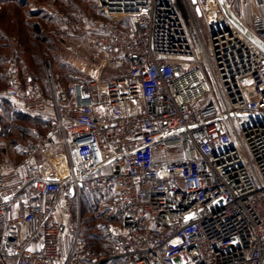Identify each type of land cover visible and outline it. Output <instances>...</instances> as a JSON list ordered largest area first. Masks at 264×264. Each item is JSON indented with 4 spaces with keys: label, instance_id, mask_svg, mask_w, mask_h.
I'll return each mask as SVG.
<instances>
[{
    "label": "built area",
    "instance_id": "built-area-1",
    "mask_svg": "<svg viewBox=\"0 0 264 264\" xmlns=\"http://www.w3.org/2000/svg\"><path fill=\"white\" fill-rule=\"evenodd\" d=\"M194 1L96 0L98 17L61 15L115 73L97 92L50 68L46 89L24 85L18 54L7 57L0 101L48 128L32 130L20 161L0 160V264H264V53L217 0ZM258 9L254 31L242 25L264 44V0ZM39 155L52 179L30 174ZM99 190L114 194L118 223L97 258L79 212L80 193Z\"/></svg>",
    "mask_w": 264,
    "mask_h": 264
},
{
    "label": "rangeland",
    "instance_id": "rangeland-1",
    "mask_svg": "<svg viewBox=\"0 0 264 264\" xmlns=\"http://www.w3.org/2000/svg\"><path fill=\"white\" fill-rule=\"evenodd\" d=\"M95 2L96 0H29L27 5L22 8V16L24 19V33L29 31L31 23H38L41 26L42 35L48 39V42L42 43V45L36 43L37 47L33 48V50H37L38 47L41 49V51L38 52V56L40 57L39 70L41 69L45 74L46 69L50 68L58 74L65 69L64 67H66L68 68L67 74L69 81L85 80L89 87L91 83H95L96 85L95 88H93V91L97 92V89L104 86L108 80L112 79L115 73L104 67L102 55L92 39L77 34L73 31L72 26L69 25L77 16L86 18L98 17L97 9L94 8ZM60 6H62V10L66 12L61 11ZM61 15H64L71 20L66 27L68 31H70V34H67L66 30L63 29L61 25ZM196 22L199 27L202 42L210 55L207 27L201 17H197ZM29 38L30 37L28 36V39ZM22 51L23 50L18 46L17 41L13 40L11 41V45L8 46V49L4 50L3 53L8 56L12 53H17L21 59V64L24 67V73L29 74V72H38L36 69H28V60L31 50L28 54H23ZM3 87H0V89ZM3 102L7 101H0V104L4 106L5 104ZM4 107H7V105ZM2 113L3 116L1 115V118L3 119L5 118L6 113L4 111ZM6 123L8 124V127L5 132L7 131V133H10L13 124L10 122ZM5 132L4 130L1 131L0 128V136H3L2 133ZM8 138H12V136H8ZM180 152V149L173 148L164 151L160 150L158 151V155H160L162 161H167L178 158ZM31 193H34V187L28 188L24 193L21 192L17 196L19 202L18 205H16V208H18L19 205L21 206L23 200ZM115 225L116 224H110L108 226V233H110V227Z\"/></svg>",
    "mask_w": 264,
    "mask_h": 264
},
{
    "label": "trees",
    "instance_id": "trees-1",
    "mask_svg": "<svg viewBox=\"0 0 264 264\" xmlns=\"http://www.w3.org/2000/svg\"><path fill=\"white\" fill-rule=\"evenodd\" d=\"M28 1L29 0H0V85L3 84L0 87L6 85V59L8 55L3 52L11 45V41L16 40L18 46L23 50V54H28L31 50L28 60V69L38 70V72L35 73H24V67L21 64L22 62L19 57L20 76L23 84L27 85L30 82H37L43 89H46L45 74L41 69L39 70L40 57L38 56V52L41 51V49L38 47L37 50H33V48L37 47L36 43L42 45V43L48 42V39L42 35L41 26L38 23H31L29 31L24 33L22 8L27 5ZM94 8L97 9V13L99 14L97 2H95ZM60 9L63 11L62 6H60ZM119 26L123 29H127L129 24L127 20H123L119 22ZM26 34L30 37L29 39ZM64 68L65 69H63L61 73H58V75L60 83L63 86H67L71 81L68 80V68ZM3 103L7 105V107L0 104L2 112L4 111L6 113V116L3 119L1 118L3 113L1 114L2 116H0L1 131L4 130L5 132L7 129V121L13 124L11 126V132L13 133L16 130H24L19 123H26L27 125H30V127L39 131H45L48 128V124L42 116H27L22 114L11 102L7 101ZM11 132L5 136L6 139H12L8 138V136H11ZM31 133L32 131L28 133L29 138L31 137ZM23 134L27 135L24 132ZM20 154L21 155L14 158V161L18 162L21 160L23 152ZM3 157L4 155L0 156V159ZM114 199V194L108 190H99L93 193H80L79 240L90 251L92 257H107L113 250L114 239L110 233H108L107 229L110 224L118 223V220L112 211ZM111 264L122 263L119 260H115Z\"/></svg>",
    "mask_w": 264,
    "mask_h": 264
},
{
    "label": "crops",
    "instance_id": "crops-1",
    "mask_svg": "<svg viewBox=\"0 0 264 264\" xmlns=\"http://www.w3.org/2000/svg\"><path fill=\"white\" fill-rule=\"evenodd\" d=\"M229 4L231 10L235 13L237 19L243 23L251 31H254L251 21L258 14V0H226ZM144 106H140V109H143ZM2 109V108H1ZM9 122V121H7ZM24 130L20 129L19 131L11 132L12 141L6 139L7 131L2 133L3 136H0V156H9L14 160L20 153L23 152V149L26 143L31 139L29 134L34 128L30 127L26 123H19ZM30 131V132H29ZM26 133L27 135L23 134ZM14 140V141H13ZM46 156L39 155L34 158L33 168L30 170L32 176L42 177L47 175L48 178L52 179L53 174L49 173L50 165L46 161ZM1 160V159H0ZM19 202V201H18Z\"/></svg>",
    "mask_w": 264,
    "mask_h": 264
},
{
    "label": "water",
    "instance_id": "water-1",
    "mask_svg": "<svg viewBox=\"0 0 264 264\" xmlns=\"http://www.w3.org/2000/svg\"><path fill=\"white\" fill-rule=\"evenodd\" d=\"M193 3L194 0H191ZM219 8L226 19L249 41H251L254 45H256L263 53H264V44L257 39L239 20L235 17L231 8L226 0H217ZM241 117H247V115H240Z\"/></svg>",
    "mask_w": 264,
    "mask_h": 264
}]
</instances>
